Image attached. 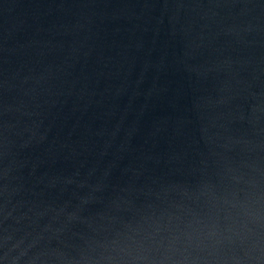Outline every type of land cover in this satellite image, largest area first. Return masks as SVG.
I'll use <instances>...</instances> for the list:
<instances>
[{"label": "water", "instance_id": "1", "mask_svg": "<svg viewBox=\"0 0 264 264\" xmlns=\"http://www.w3.org/2000/svg\"><path fill=\"white\" fill-rule=\"evenodd\" d=\"M81 264H264V0H13Z\"/></svg>", "mask_w": 264, "mask_h": 264}]
</instances>
